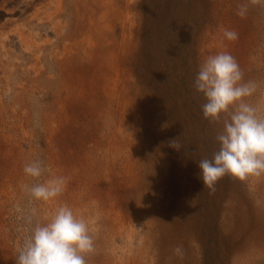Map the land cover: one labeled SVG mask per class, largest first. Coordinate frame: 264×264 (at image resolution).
<instances>
[{
    "label": "rangeland",
    "instance_id": "374dc122",
    "mask_svg": "<svg viewBox=\"0 0 264 264\" xmlns=\"http://www.w3.org/2000/svg\"><path fill=\"white\" fill-rule=\"evenodd\" d=\"M244 3L0 0V264H16L26 215L62 205L93 228L88 264H264V175L211 191L198 166L221 130L194 87L208 56H234L264 105V8L241 18ZM36 159L39 180L23 171ZM53 176L68 178L53 200L22 190Z\"/></svg>",
    "mask_w": 264,
    "mask_h": 264
},
{
    "label": "clouds",
    "instance_id": "9594fccd",
    "mask_svg": "<svg viewBox=\"0 0 264 264\" xmlns=\"http://www.w3.org/2000/svg\"><path fill=\"white\" fill-rule=\"evenodd\" d=\"M249 5L264 8V0H247L238 6L237 15L245 18ZM223 35L228 41L238 39L235 30L225 29ZM194 87L205 99L201 106L204 118L221 125L216 135L218 151L212 159L198 163L204 188L215 191L216 183L225 175L239 180L264 175V105L248 100L257 92V83L245 82L235 57L222 51L208 56L200 65ZM176 140L170 147L179 151L182 146ZM23 171L39 180L46 167L36 159L25 164ZM67 183V177L53 176L43 183H25L22 190L32 200L48 202L62 195ZM34 216H25L31 227L18 248L16 264H88L87 257L95 252L94 232L88 220L77 216L68 205L58 207L44 222L34 220ZM172 251L184 258L182 245Z\"/></svg>",
    "mask_w": 264,
    "mask_h": 264
},
{
    "label": "trees",
    "instance_id": "16d2710c",
    "mask_svg": "<svg viewBox=\"0 0 264 264\" xmlns=\"http://www.w3.org/2000/svg\"><path fill=\"white\" fill-rule=\"evenodd\" d=\"M3 14H4V12L3 11H0V20L2 19L1 16H3ZM193 29H194V27L192 28V27L188 26V28H187V35H184L183 38L190 39V36H191V33H192ZM197 30H199V29H197ZM176 31H177V29L175 28V32ZM176 36H179V35H177V34L174 33V37H176Z\"/></svg>",
    "mask_w": 264,
    "mask_h": 264
}]
</instances>
